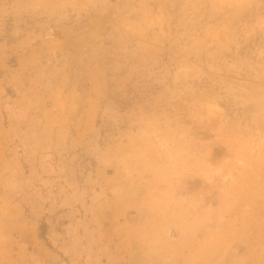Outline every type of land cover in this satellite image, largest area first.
<instances>
[{
	"label": "rangeland",
	"instance_id": "rangeland-1",
	"mask_svg": "<svg viewBox=\"0 0 264 264\" xmlns=\"http://www.w3.org/2000/svg\"><path fill=\"white\" fill-rule=\"evenodd\" d=\"M0 264H264V0H0Z\"/></svg>",
	"mask_w": 264,
	"mask_h": 264
},
{
	"label": "trees",
	"instance_id": "trees-1",
	"mask_svg": "<svg viewBox=\"0 0 264 264\" xmlns=\"http://www.w3.org/2000/svg\"><path fill=\"white\" fill-rule=\"evenodd\" d=\"M45 228H46V225L44 223H42L40 225V237L44 238V239H45Z\"/></svg>",
	"mask_w": 264,
	"mask_h": 264
}]
</instances>
